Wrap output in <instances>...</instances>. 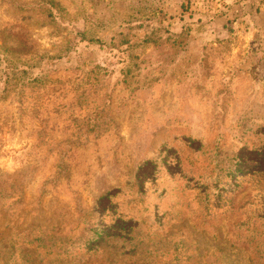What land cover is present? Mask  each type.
<instances>
[{"label":"rangeland","instance_id":"rangeland-1","mask_svg":"<svg viewBox=\"0 0 264 264\" xmlns=\"http://www.w3.org/2000/svg\"><path fill=\"white\" fill-rule=\"evenodd\" d=\"M0 264H264V0H0Z\"/></svg>","mask_w":264,"mask_h":264}]
</instances>
